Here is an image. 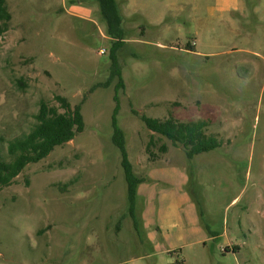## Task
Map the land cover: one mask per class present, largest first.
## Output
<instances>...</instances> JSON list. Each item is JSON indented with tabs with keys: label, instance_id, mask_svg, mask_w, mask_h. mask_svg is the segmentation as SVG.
Segmentation results:
<instances>
[{
	"label": "rangeland",
	"instance_id": "1",
	"mask_svg": "<svg viewBox=\"0 0 264 264\" xmlns=\"http://www.w3.org/2000/svg\"><path fill=\"white\" fill-rule=\"evenodd\" d=\"M117 1L118 45L98 0H7L1 155L57 95L81 105L85 128L0 189V264H264V0L223 15L209 14L217 0ZM117 105L145 179L138 228ZM142 115L206 120L220 145L190 158Z\"/></svg>",
	"mask_w": 264,
	"mask_h": 264
},
{
	"label": "trees",
	"instance_id": "2",
	"mask_svg": "<svg viewBox=\"0 0 264 264\" xmlns=\"http://www.w3.org/2000/svg\"><path fill=\"white\" fill-rule=\"evenodd\" d=\"M98 1L102 17L108 26V35L116 40V45L122 43L126 38V30L123 25L125 18L119 2L117 0ZM10 20L11 13L7 0H0V35L7 30ZM190 47L189 49L194 50L193 46ZM119 75L121 86H123V79L121 74ZM56 99L65 111L62 112L59 106L43 101L36 114L37 122L30 132L8 141L7 149L11 159H5L0 152V189L12 184L28 164L46 158L56 146L67 143L84 130L85 122L81 105H72L68 98L62 95H57ZM117 112L118 105L113 115V142L121 150V163L128 182L129 212L138 228L136 214L138 187L145 179L139 177L134 171L126 148V135L118 124ZM142 119L150 130L167 137L175 144H182L190 158L199 153L211 151L220 145L215 136L207 133L206 120L183 121L173 115L165 119L142 115ZM161 147L163 151H167L166 145Z\"/></svg>",
	"mask_w": 264,
	"mask_h": 264
},
{
	"label": "crops",
	"instance_id": "3",
	"mask_svg": "<svg viewBox=\"0 0 264 264\" xmlns=\"http://www.w3.org/2000/svg\"><path fill=\"white\" fill-rule=\"evenodd\" d=\"M217 2H218L217 6H209V8H208L209 14L214 15L217 11H219L223 15L224 13H229L232 11H239V10H245L246 9L245 0H217ZM196 34H198V33H196ZM194 44H195V42H194ZM197 46H198V44L196 43L195 46H193V48L197 49ZM196 51H199V50H196ZM139 187H140V185H139ZM141 187H142V185H141ZM147 188H148V185H145L144 189H147ZM142 194L144 195L143 191H142Z\"/></svg>",
	"mask_w": 264,
	"mask_h": 264
}]
</instances>
